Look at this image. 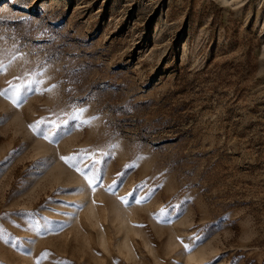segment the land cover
I'll list each match as a JSON object with an SVG mask.
<instances>
[{
	"label": "rangeland",
	"instance_id": "1",
	"mask_svg": "<svg viewBox=\"0 0 264 264\" xmlns=\"http://www.w3.org/2000/svg\"><path fill=\"white\" fill-rule=\"evenodd\" d=\"M0 93V264H264V0H0Z\"/></svg>",
	"mask_w": 264,
	"mask_h": 264
},
{
	"label": "snow or ice",
	"instance_id": "2",
	"mask_svg": "<svg viewBox=\"0 0 264 264\" xmlns=\"http://www.w3.org/2000/svg\"><path fill=\"white\" fill-rule=\"evenodd\" d=\"M40 75H42V73ZM43 83H44V81H42V80L32 79V80H30L27 83L20 84V85H15V86H10V87H11L12 95L15 97V100L18 101V100L21 99L22 92H24V93H27V92H35L37 94H43V91L44 90L40 87ZM5 91H7V90H5ZM2 94L3 93H0V95H2ZM84 111H85L84 109H80V110L74 112L73 116L71 117V119L73 121H77L78 122L77 125H76V127L78 128V130H79L80 125H86L87 124V121L80 120V116H81V114ZM38 123H43V121L38 122ZM67 123H68L67 121H64V124L65 125H67ZM44 138L45 139H49L46 134L44 135ZM62 159H64L65 162H67V159L68 158L62 157ZM97 162L98 161L93 160V167L95 166V163H97ZM86 178H87V176H86ZM95 178L98 179V176H96ZM88 183L91 186L92 183H93L92 179H89L88 180ZM129 195L131 196L132 194L130 193ZM135 203H140V200L137 199L135 201Z\"/></svg>",
	"mask_w": 264,
	"mask_h": 264
},
{
	"label": "bare ground",
	"instance_id": "3",
	"mask_svg": "<svg viewBox=\"0 0 264 264\" xmlns=\"http://www.w3.org/2000/svg\"><path fill=\"white\" fill-rule=\"evenodd\" d=\"M85 197L87 198L88 195H86ZM119 218L120 219H119L118 228H119V230L121 231V234H122V239H121L120 245H122L123 247H125V248H127L129 250V245H128V242H127L125 236L131 231V228L129 227V224L127 222V216L125 217L124 215H120ZM101 240H102V238H101ZM187 259H188L189 262H192V261L198 262L197 260H200V259H197V256L194 255L193 253H189L187 255Z\"/></svg>",
	"mask_w": 264,
	"mask_h": 264
}]
</instances>
